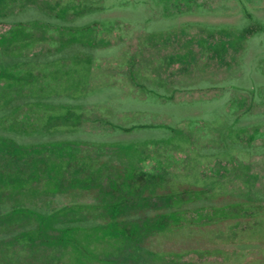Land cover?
<instances>
[{
  "label": "rangeland",
  "instance_id": "rangeland-1",
  "mask_svg": "<svg viewBox=\"0 0 264 264\" xmlns=\"http://www.w3.org/2000/svg\"><path fill=\"white\" fill-rule=\"evenodd\" d=\"M0 264H264V0H0Z\"/></svg>",
  "mask_w": 264,
  "mask_h": 264
}]
</instances>
